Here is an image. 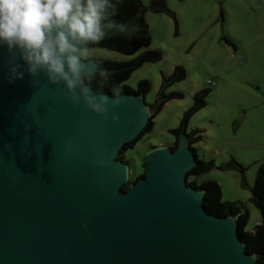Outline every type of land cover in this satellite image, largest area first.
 I'll return each instance as SVG.
<instances>
[{"label":"water","instance_id":"obj_1","mask_svg":"<svg viewBox=\"0 0 264 264\" xmlns=\"http://www.w3.org/2000/svg\"><path fill=\"white\" fill-rule=\"evenodd\" d=\"M8 60L0 48V264H257L236 219L209 213L187 183L196 155L186 135L148 150L145 177L122 189L119 152L151 118L144 96L121 94L103 119L26 66L9 83Z\"/></svg>","mask_w":264,"mask_h":264},{"label":"rangeland","instance_id":"obj_2","mask_svg":"<svg viewBox=\"0 0 264 264\" xmlns=\"http://www.w3.org/2000/svg\"><path fill=\"white\" fill-rule=\"evenodd\" d=\"M142 1L152 38L150 49L161 51L163 58L145 63L126 81L133 89L141 80L150 82L144 100L154 120L153 131L138 141L135 150L127 152L128 167L143 173L145 153L153 146L171 145L175 137L170 131L180 125L193 95L211 88L206 105L188 125L189 131L203 129L202 141L194 146L201 157L215 162L197 182L218 181L222 199L249 213L245 229L253 231L262 220L252 201V188L264 161V0H167L165 11L152 10V0ZM171 13L176 15L178 27ZM94 49L91 58L118 61L145 50L126 55L102 47ZM176 65L184 66L187 76L168 86L166 93L181 92L183 96L171 99L154 114L152 105L163 78ZM208 80L216 81L215 85ZM230 160L241 163L244 174L237 168L221 167Z\"/></svg>","mask_w":264,"mask_h":264},{"label":"clouds","instance_id":"obj_3","mask_svg":"<svg viewBox=\"0 0 264 264\" xmlns=\"http://www.w3.org/2000/svg\"><path fill=\"white\" fill-rule=\"evenodd\" d=\"M113 9L112 0H0V48L6 47L9 56V83L23 79L26 66L35 80L43 74L49 84L63 85L74 106L83 103L107 119L110 107L118 108L126 98L116 88L111 98L93 93L90 85L97 76L101 84L109 76L92 61L93 46L112 30L135 31L112 20ZM111 120L121 123L116 112Z\"/></svg>","mask_w":264,"mask_h":264},{"label":"trees","instance_id":"obj_4","mask_svg":"<svg viewBox=\"0 0 264 264\" xmlns=\"http://www.w3.org/2000/svg\"><path fill=\"white\" fill-rule=\"evenodd\" d=\"M112 3L114 5V9L112 10L114 14L111 19L119 24L134 26L135 31L131 34H122L118 31L112 30L108 37L93 47L107 48L126 55H135L142 49L145 50L129 60L118 61L97 58L100 68L106 69L109 76L102 84L100 83V77L97 76V79L94 80L91 85L97 92H107L113 95V89L116 88L120 95L123 93H134L140 96H145L151 88V84L148 80H141L137 89H133L126 85V81L136 69L140 68L145 63H155L162 60L163 53L156 49H150L152 38L148 24L145 20L146 10L144 9L142 0H112ZM155 11L165 10L157 9ZM171 14L175 20L176 27H178L175 13ZM226 40L233 44L230 39L226 38ZM186 76V69L182 65H176L170 75L164 76L157 101L152 105V111L154 114L160 111L171 99L183 96V93L181 92L166 93V88L171 84L185 79ZM210 93L211 88L206 87L198 90L193 95V103L184 112L180 125L170 131L175 139L169 146H171L172 149H176L180 137L182 135L188 137L191 148L196 155V164L187 172V183L202 191L203 206L209 213L218 217L233 216L236 219L238 234L245 245L246 251L256 256L257 264H264V161L259 165L252 188V201L262 215L261 223L255 227L254 231H247L245 229L249 220V213L247 211H242L237 203L224 201L222 199V189L218 181L211 179L202 183L197 182V177L210 171L215 166V162L214 160L208 161L203 157H200L198 155V149L194 146L196 143L202 141L203 129L196 128L189 131L188 125L192 116L206 105V99ZM153 128L154 120L152 115L144 130L133 141L126 142L123 145L118 158L128 161L126 159L127 152L129 150H135L138 141H140L144 135L151 133ZM156 147L158 146H153L152 148ZM127 163H129V161ZM143 165V173L138 174L134 178H130L129 182L122 186V189L127 190L131 183H135L145 177L146 164L143 162ZM221 167L237 168L243 174L245 171L243 165L236 160L224 162L221 164Z\"/></svg>","mask_w":264,"mask_h":264},{"label":"built area","instance_id":"obj_5","mask_svg":"<svg viewBox=\"0 0 264 264\" xmlns=\"http://www.w3.org/2000/svg\"><path fill=\"white\" fill-rule=\"evenodd\" d=\"M208 83L210 84V85H215V83H216V81H214V80H208ZM128 173H129V180H130V178H134V177H136L138 174L137 173H135L134 172V170H132V169H129L128 170ZM254 231V230H253Z\"/></svg>","mask_w":264,"mask_h":264},{"label":"crops","instance_id":"obj_6","mask_svg":"<svg viewBox=\"0 0 264 264\" xmlns=\"http://www.w3.org/2000/svg\"><path fill=\"white\" fill-rule=\"evenodd\" d=\"M218 97H219V96H218ZM244 112H245V111H244ZM246 112H247V111H246ZM161 145H163V144H161ZM161 145H160V146H161ZM164 146H167V145H164ZM198 155H199V152H198ZM199 156H200V155H199ZM200 157H201V156H200ZM202 157H203V156H202ZM203 158L205 159V157H203Z\"/></svg>","mask_w":264,"mask_h":264},{"label":"flooded vegetation","instance_id":"obj_7","mask_svg":"<svg viewBox=\"0 0 264 264\" xmlns=\"http://www.w3.org/2000/svg\"><path fill=\"white\" fill-rule=\"evenodd\" d=\"M127 159V158H126ZM126 162H128V161H126Z\"/></svg>","mask_w":264,"mask_h":264}]
</instances>
